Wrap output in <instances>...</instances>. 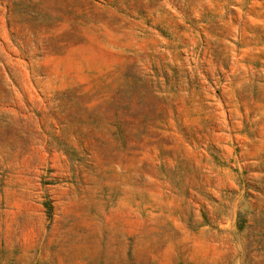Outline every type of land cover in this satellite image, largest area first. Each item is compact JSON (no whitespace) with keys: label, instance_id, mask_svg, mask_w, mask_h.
I'll use <instances>...</instances> for the list:
<instances>
[{"label":"rangeland","instance_id":"obj_1","mask_svg":"<svg viewBox=\"0 0 264 264\" xmlns=\"http://www.w3.org/2000/svg\"><path fill=\"white\" fill-rule=\"evenodd\" d=\"M1 264H264V0H0Z\"/></svg>","mask_w":264,"mask_h":264},{"label":"trees","instance_id":"obj_2","mask_svg":"<svg viewBox=\"0 0 264 264\" xmlns=\"http://www.w3.org/2000/svg\"><path fill=\"white\" fill-rule=\"evenodd\" d=\"M1 264V263H0Z\"/></svg>","mask_w":264,"mask_h":264}]
</instances>
